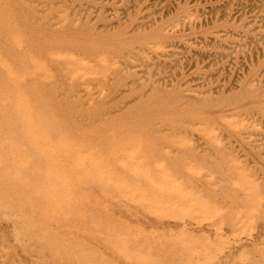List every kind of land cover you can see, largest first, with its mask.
Returning <instances> with one entry per match:
<instances>
[{"label":"rangeland","instance_id":"1","mask_svg":"<svg viewBox=\"0 0 264 264\" xmlns=\"http://www.w3.org/2000/svg\"><path fill=\"white\" fill-rule=\"evenodd\" d=\"M0 264H264V0H0Z\"/></svg>","mask_w":264,"mask_h":264},{"label":"bare ground","instance_id":"2","mask_svg":"<svg viewBox=\"0 0 264 264\" xmlns=\"http://www.w3.org/2000/svg\"><path fill=\"white\" fill-rule=\"evenodd\" d=\"M24 21V20H23ZM28 24V23H27ZM43 32V31H42ZM41 33V32H40ZM6 44V43H5Z\"/></svg>","mask_w":264,"mask_h":264}]
</instances>
